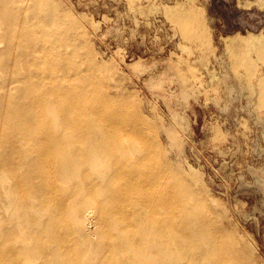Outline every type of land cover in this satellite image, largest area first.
I'll return each mask as SVG.
<instances>
[{
	"label": "bare ground",
	"instance_id": "6f19581e",
	"mask_svg": "<svg viewBox=\"0 0 264 264\" xmlns=\"http://www.w3.org/2000/svg\"><path fill=\"white\" fill-rule=\"evenodd\" d=\"M11 4L0 0V69L17 90L0 104V192L28 210L16 217L27 235L9 242L0 217V264H256L160 163L154 128L125 116L126 100L107 110L106 81L79 61L77 19L45 7L27 26Z\"/></svg>",
	"mask_w": 264,
	"mask_h": 264
},
{
	"label": "rangeland",
	"instance_id": "374dc122",
	"mask_svg": "<svg viewBox=\"0 0 264 264\" xmlns=\"http://www.w3.org/2000/svg\"><path fill=\"white\" fill-rule=\"evenodd\" d=\"M6 1L27 26L45 7L77 19L79 61L84 73L90 68L106 81L96 86L114 97L107 110L126 100L124 115L139 114L154 128L160 163L201 197L200 212L264 264V92L257 83L264 75V0ZM9 75L0 69V104L17 92ZM9 193L0 192V217L14 242L17 230L27 235V219L18 225L16 217L28 210ZM86 231L92 234V222ZM67 246L74 254L75 241Z\"/></svg>",
	"mask_w": 264,
	"mask_h": 264
}]
</instances>
